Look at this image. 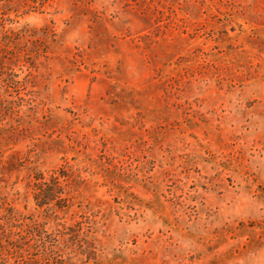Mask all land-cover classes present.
Wrapping results in <instances>:
<instances>
[{"label": "rangeland", "instance_id": "1", "mask_svg": "<svg viewBox=\"0 0 264 264\" xmlns=\"http://www.w3.org/2000/svg\"><path fill=\"white\" fill-rule=\"evenodd\" d=\"M12 6L32 35L7 63L2 211L72 227L83 264H264V0ZM62 167L67 205H39Z\"/></svg>", "mask_w": 264, "mask_h": 264}, {"label": "trees", "instance_id": "2", "mask_svg": "<svg viewBox=\"0 0 264 264\" xmlns=\"http://www.w3.org/2000/svg\"><path fill=\"white\" fill-rule=\"evenodd\" d=\"M45 0H0L2 9L10 10L12 5L34 10ZM18 10V8H17ZM5 13V12H3ZM0 20V114L5 107L12 103L6 98L7 94H19V82L14 79L15 75L9 72L8 61L17 62L28 54L27 44L20 42L25 36H31L32 30L24 28L20 30L7 29L5 19ZM31 40V37H30ZM34 187L35 198L39 205L50 203L58 199L61 206H66L70 199L60 197L66 187L72 184L70 173L65 167L52 172L50 180L46 181L44 174L36 172ZM70 193V191H69ZM73 198V197H72ZM0 203V264H83L76 258L77 252L74 244H69L79 237V232L72 227L57 223L56 228L49 231L46 222L39 218L30 222L21 221L16 224L18 215L13 212L2 211ZM12 210V208H11ZM13 211V210H12ZM45 219H57L52 208L45 211ZM70 234V235H69ZM69 237V239L67 238ZM79 247H81L80 240ZM76 243V242H73ZM65 255H67L65 257Z\"/></svg>", "mask_w": 264, "mask_h": 264}]
</instances>
